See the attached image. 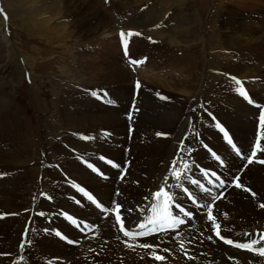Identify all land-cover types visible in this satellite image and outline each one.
Masks as SVG:
<instances>
[{"label": "rangeland", "instance_id": "374dc122", "mask_svg": "<svg viewBox=\"0 0 264 264\" xmlns=\"http://www.w3.org/2000/svg\"><path fill=\"white\" fill-rule=\"evenodd\" d=\"M108 5L114 8L113 12L106 8ZM143 7L146 9L140 10ZM197 22L198 29L195 26ZM117 30L142 33L139 39L136 38V47L132 52L144 55V59L148 58V66L152 65L153 68L150 66L145 70L146 65L137 74L152 93L158 90L162 94L157 95H166V100L169 98L170 102L173 101L177 105L182 102L200 103L213 107L230 103L228 97L224 98L227 95L222 93L227 86H221L225 83L226 77L222 78L224 75L233 76V71L225 68L224 62L227 61L240 63V67L246 61V68L240 69L242 74L235 76L251 82L252 85L248 84L252 97H264V49L260 46L264 42V0H109L105 4L101 0H0V99L10 103L14 107V115L20 119L13 120L10 125L14 136L11 150H19L22 147L21 139L25 135L28 136L30 147L29 157L15 164L16 168L18 165L26 169L20 173L26 174L30 180L24 200L27 203H24L17 213L18 220L1 255L4 264H14L22 259L26 246L33 238L35 225L30 240L19 247L21 235L24 233V227L30 223L31 212H41L40 203L43 196H49V191L62 190V184L55 181L60 171L58 160L66 153L64 141L68 140V134L72 136L67 123L63 122L62 111L74 115L80 123L86 118L90 129H108L106 125H109V120L105 115L109 110H112L111 113L114 111L120 116H125L126 112L117 109L118 107L106 110L107 106L112 105L113 99L104 106L95 100L91 101V97L86 93L88 90L94 91L95 88H104L108 95L110 89L118 93L120 88L129 91L132 88V72L122 63ZM183 30L192 31L193 34L184 36ZM146 37L161 44L162 52L175 49L174 57L166 53L155 55L158 53V49L153 48L155 45L150 47L146 42L141 44L140 41H145ZM194 42L197 43L193 44ZM228 46L235 48L229 49ZM188 55L193 58H190L191 61L199 66L195 72L197 81L192 80L196 87H190L193 93L184 94L179 91L182 87H175L174 84L180 83L182 57ZM151 60L155 61L154 64ZM175 66L178 67L175 75L168 74L167 70L169 72ZM141 67L142 65L137 71ZM149 69L152 72H146ZM215 86L217 88H214ZM151 92L144 93L149 105L158 104L149 95ZM213 92L214 96L205 101ZM170 102L159 105H168ZM193 115L190 118L197 124H202L204 119L199 116V110ZM89 116H94V120L90 121ZM158 134L159 139L164 138L161 133ZM79 138L83 139L82 135L73 145L83 151ZM118 139L117 136L109 137L107 141L101 142V147L90 146L88 150H84L87 151L85 153H78L72 145L70 146L73 152L71 158L77 164H80L77 156L83 154L90 158V151L95 148L118 164V168L104 167L105 175L110 177L106 182L88 171L85 175L95 178L98 183L85 179V175L81 177L89 191H94L101 202L103 193L97 188L104 184L110 185L111 196L113 195L111 199L118 200L122 195L116 177L119 176L118 172L124 161V158L119 157V153L124 151L125 143H120ZM112 144L118 147L116 158L111 157L115 151ZM262 148L264 144L260 146L259 154ZM96 155L103 154L93 153L94 157ZM50 166L57 168L53 171L49 169ZM224 172L226 171L221 173ZM116 191L118 193H115ZM251 194L255 196L254 193ZM40 197L35 203V199ZM200 198L209 201L210 196L202 195ZM110 203L108 200L107 205ZM84 207L90 210L87 204H84ZM261 211H264V208ZM47 214L42 215L41 212L43 217ZM96 215L102 217L98 212ZM101 217L100 219L103 218ZM34 222H37V217ZM207 224L211 228V223ZM70 232L68 236L80 241V244L87 238L75 237L76 233L71 228ZM113 241L115 240L109 239V244ZM59 243L61 247L72 248ZM130 247L134 248L132 245ZM77 248L70 249L69 253ZM105 249H108L107 245ZM160 249L168 250L162 246ZM170 252L168 255H178L172 249ZM57 257L62 259L64 254ZM221 260L211 257L207 264H232V261L225 263ZM174 263L180 264L177 260ZM69 264L78 263L73 258Z\"/></svg>", "mask_w": 264, "mask_h": 264}, {"label": "bare ground", "instance_id": "6f19581e", "mask_svg": "<svg viewBox=\"0 0 264 264\" xmlns=\"http://www.w3.org/2000/svg\"><path fill=\"white\" fill-rule=\"evenodd\" d=\"M108 7L112 6L108 5ZM195 26L198 29V22ZM182 32L184 33V36L193 34L192 31L187 32L183 30ZM196 43L197 42H194L193 44ZM260 46L264 49V42H262ZM260 46L259 48L261 49ZM228 48L234 49L235 47L232 48L231 46H228ZM192 55L195 56V53ZM189 56L190 55H188V57H182V72H180L182 74L179 76L180 83L177 82L174 84L175 87H182L179 91L184 94L193 93L192 88L190 87H196V84H192V80L195 79V81H197L195 72L196 68L199 66V64L192 62L191 59L193 58ZM239 64L240 63H229V61L224 62V65L226 66L225 68H229L233 71V75H241L242 73L240 72V69L246 68V66H244L246 61L242 63V67H240ZM151 68H153V66ZM157 68L160 69L159 67ZM176 71H178V67L175 66L171 68L169 72L167 70V73L171 75V73L174 74ZM262 79H264V76ZM226 83L228 86L222 91V93L227 95L224 96V98L228 97V102L230 103H225L222 107L206 106L205 104L191 102H182L180 105H177L173 101H171L168 105H149V102L144 94L147 92L145 90L141 91L142 88L140 89V97L143 96L141 104H145V106L142 105L144 111L137 118L133 136V139L135 138V140L127 143V146L130 147V151L126 156L124 151L119 153V157L124 159H129L130 156H132V159H129L130 164L127 174L121 182H118L122 195L118 200H116L123 205V212L125 213L128 223L132 225L140 218L137 209L140 208L141 204L145 203V198H149L151 193L150 191L156 189L158 184L160 185L161 180L167 171L169 161L172 159L175 151L177 150L179 141L186 136V133H188L187 136L190 138L189 143L191 145L193 144L192 138L195 140V138L200 135L203 141L208 140L214 147L215 151L223 156V158L227 161V164H229V168L226 165L228 170L222 173L223 175L228 176L230 179L233 174L237 172L241 176L238 184L239 186L228 190L222 200L217 202L214 206L213 225L218 224V229L220 230L216 229L224 235L234 238L235 236H243V233L246 231H251V233H253L255 229L261 228L258 226H264V211H261L264 208L262 207L261 209V205L264 204V167L255 164L254 166L250 165L244 170H239L242 162L237 159L224 144L221 143L220 136L213 130V121L210 122L205 113V111L211 110L215 115H218L220 122L225 124L230 133L233 135L239 149L247 154L251 141L254 137L257 114L255 109L247 106L241 98L239 99V97L235 94V91L232 92L229 87V83L233 84L232 81L227 80ZM214 88L217 87L215 86ZM175 90L177 91V89ZM149 92L151 91L149 90ZM110 95L111 99H113V103L111 106H107L106 110H109L110 108L116 109L115 107H118L117 109L124 110L126 112L131 100L132 88L130 91L129 89L120 88L118 93H115L113 89H110L109 96ZM213 96L214 92L212 95L207 96L205 101ZM252 100L259 103L261 102V104L264 103V97H253ZM197 110H199V116H202L204 119L200 125L190 118L191 115L194 116L193 114L197 113ZM111 111L112 110H109L105 115L107 116L110 125H106L109 128L105 130L101 128L90 129L87 126L86 118L80 123L76 117H73L74 115L71 116L66 114L65 111H62L63 122L67 123L69 131L72 132L70 134L73 136L72 137L68 134V140L64 141V144L66 145V153L58 160V163L60 164V171L57 173L55 181L62 184V190L60 191L58 189L53 192L49 191V196H43L40 203V211L42 212V215L43 213L48 214L47 216L44 215V217H37L36 222L39 228L64 229V233L67 234V236L70 235V228L63 224L60 219V215H56L55 211L52 212L54 217L51 220V225L47 226L45 224V218L51 214L50 211H53V208L48 207H52L56 203L58 208L68 210L86 221L90 227L94 229L96 237L84 238L80 247H78L74 252L69 253V251L75 247L70 248L71 250L67 247H61L57 238H54L51 232L47 233L49 235L46 238L42 235L39 236L40 229L36 227L30 244L25 248L26 252L22 254V259L14 264H51V259H56L58 258L57 256L62 254H64V257L62 258L64 262L58 264H69L73 258H75V261L78 264H156L153 261L150 262L145 259L146 257H144V251L142 250L143 247L141 246L143 244L128 243L134 248H137L134 249L130 247L131 245L126 246L123 242H121V239L115 232V226L113 225L112 219L110 220V218H106L110 217L107 213H100L90 208L89 205L90 210L86 209L84 206L79 208L74 206L70 200L65 199L66 194L68 196L72 194L68 188V184L72 180L80 183L88 189L87 184H85L81 178L86 174L87 170L82 167L81 163L77 164L71 158L73 152L70 146L72 145V148L78 153H85L87 151L84 150H88L90 146L101 147V142L107 141L109 137H125L127 124L124 116H120L114 111L111 113ZM13 112L14 107L6 100L0 99V264H4L1 255L5 251L6 243L10 239L11 232L18 220L16 218L17 213L20 211L24 203H27L24 200H26L25 194H27V183L30 180L26 174L20 173L26 169L24 170L23 167L21 168L18 165L17 168L15 167L17 162L24 161L29 157L30 147L27 141L28 136L24 133L25 136L21 139L22 147L19 150H11L10 145L12 144L11 141L14 139V136L11 133L12 131L10 125L13 120H20ZM94 118V116L88 117L90 121H93ZM262 129L263 139L261 145L264 144V118ZM160 130H162V132H160ZM156 133H161L164 138L157 139ZM81 135L83 139L79 138L78 141H80L79 144L84 149L83 151L73 145L75 140ZM105 135L106 137H104ZM118 140L120 143H126L125 139L120 140L119 138ZM141 142H144V144L142 145ZM111 146L115 150L111 154V157L116 158L118 154V147L116 144H112ZM193 149L194 151L188 159L189 163L194 162V160H197L198 162L206 160L207 156L204 150L196 147L195 143ZM263 149L264 148H262V152ZM92 150L90 151L92 155L93 153H101L104 155V153H102V151H98L97 148ZM262 152L260 153V158L264 160V152ZM174 161H176L174 165L177 166L179 160L175 157ZM211 165L214 164L211 162ZM121 167H124L123 163ZM56 168L57 167H49V169L53 171ZM84 178L91 182L98 183V180L90 175H85ZM100 180L106 182V180ZM97 189H100L103 193L102 202L94 191H91L92 195H95L98 201L104 207H107L108 200L111 202V198L113 196H111L110 185L104 184ZM97 189L95 191H97ZM187 189L190 192H196L194 188ZM245 189L248 191H245ZM251 193H254L255 196H252ZM47 198L52 200L51 204L46 201ZM201 202L207 203L208 201L201 200ZM96 212L101 214L103 218L100 215H96ZM194 213V223L190 224L192 229L188 230V228H185L182 233V237L189 243L186 249H191V252L187 254L195 255V260L187 261L184 255L164 254L166 262H161L162 264H175L174 261L176 260L180 264H207V261H209L211 257H218L225 263H230V261H232V264H249L250 260H253V258L246 253L231 250L214 241L210 235V227L205 222L203 215L204 211L194 210ZM100 217L102 219H100ZM42 218H44V220ZM75 237L78 238L80 236L76 234ZM73 239L75 240V238ZM109 239L115 241L109 244ZM235 239L243 240L242 238L236 237ZM77 242L80 244V241ZM158 244H160L159 240H152V245L154 247L162 246L171 249V246L169 245ZM105 245L108 246V249H105ZM172 250L176 252L175 247L172 248ZM201 253H204V255H201ZM251 263L256 264L254 261H251Z\"/></svg>", "mask_w": 264, "mask_h": 264}, {"label": "snow or ice", "instance_id": "6c2138e0", "mask_svg": "<svg viewBox=\"0 0 264 264\" xmlns=\"http://www.w3.org/2000/svg\"><path fill=\"white\" fill-rule=\"evenodd\" d=\"M237 83H239V81H237ZM217 127H219V125H217ZM229 143H231V141H229ZM252 155L254 156L255 153L253 152ZM217 159H219L218 156H217ZM249 162H251V161L249 160ZM262 162H264V161H262ZM175 163H176V161H173V164H175ZM113 166H115V165H113ZM185 167H187V165H185ZM93 170L95 171V169H93ZM217 179L219 180V177H217ZM193 183L195 184V183H197V182H196V181H193ZM220 183H221V184H224V181L221 180ZM237 186H239V185H237ZM177 187H179V185H177ZM204 190H205L206 192L208 191V189H204ZM162 191H163V189L158 190L154 195H155L156 197H160ZM245 191H248V190L245 189ZM88 199L91 200L92 197L89 196ZM97 207H99V205H97ZM261 207H264V204H262ZM180 211L183 212L185 216H188V215H189L188 212L184 211V209H183L182 206H180ZM116 219L119 221V220L121 219V217H120V216H117ZM209 219H210V220L212 219V217H211L210 214H209ZM183 222H184V221H182V220H178V221H177V224H180V223H183ZM73 223H75V221H73ZM213 226H214V228H217V229L219 228V225H218V224H214ZM83 227H90V226L85 224V225H83ZM121 227H122V229H123V225H121ZM140 227H143V225H140ZM129 234H130V232H129L128 230H125V231H124V235H125V236H128ZM58 235H59V234H58ZM137 235H139V233H137ZM217 235H218V233H217ZM224 243H226V244H233L234 242H233L231 239H226V238H224ZM141 246H142V247H145V248L149 247L148 244H143V245H141ZM235 246H236V247H245V248L248 247V245H246V244H240V243H236ZM259 253H260V255L264 256V247H261V248L259 249ZM157 259H160V257H157Z\"/></svg>", "mask_w": 264, "mask_h": 264}, {"label": "crops", "instance_id": "0c3cea01", "mask_svg": "<svg viewBox=\"0 0 264 264\" xmlns=\"http://www.w3.org/2000/svg\"><path fill=\"white\" fill-rule=\"evenodd\" d=\"M108 10H110L111 12H113L114 11V8L108 7Z\"/></svg>", "mask_w": 264, "mask_h": 264}]
</instances>
